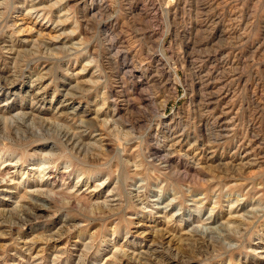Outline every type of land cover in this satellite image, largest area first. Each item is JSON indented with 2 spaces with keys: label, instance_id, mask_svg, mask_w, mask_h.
I'll use <instances>...</instances> for the list:
<instances>
[{
  "label": "rangeland",
  "instance_id": "rangeland-1",
  "mask_svg": "<svg viewBox=\"0 0 264 264\" xmlns=\"http://www.w3.org/2000/svg\"><path fill=\"white\" fill-rule=\"evenodd\" d=\"M0 74V264H264V0H0Z\"/></svg>",
  "mask_w": 264,
  "mask_h": 264
},
{
  "label": "bare ground",
  "instance_id": "bare-ground-1",
  "mask_svg": "<svg viewBox=\"0 0 264 264\" xmlns=\"http://www.w3.org/2000/svg\"><path fill=\"white\" fill-rule=\"evenodd\" d=\"M37 80L40 81L42 79H41V77H38ZM14 83H15V81L6 78L3 74H0V98H2V96H4V100L1 102L2 106L0 107V108L3 107L2 110L6 109V105H8L11 100H13V99L15 100L16 98H19V99H21L23 101H26L27 99H29L31 101L32 106L37 104V105L45 107L48 104V100L45 98V95L43 96V93L39 89V85L38 84L33 83L31 86H29V88H26V90H24V91H16V90L13 89ZM66 94H72V93H66ZM68 104H69L68 102H65V103L63 102L57 108V110H59L61 113H67L66 109L69 107ZM23 108L24 109L19 110V112L16 115L15 114H11L10 116L4 117V118H6V124L4 123L5 127L7 126V124H8L7 121L9 119L10 120L12 119V122L14 123L13 118L16 119V120H17V118L18 119L19 118H21V119L27 118L26 117L27 112L25 111L26 108L25 107H23ZM67 114H69V112ZM75 114L78 115V113H76V112H75ZM75 114L73 116H75ZM85 125L88 126L87 123ZM50 152H52V151H50ZM52 154H53V152H52Z\"/></svg>",
  "mask_w": 264,
  "mask_h": 264
}]
</instances>
